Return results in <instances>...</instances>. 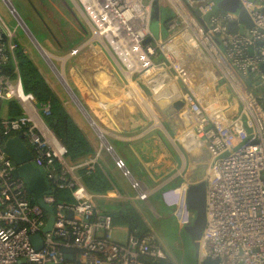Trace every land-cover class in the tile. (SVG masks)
<instances>
[{
  "label": "built area",
  "instance_id": "built-area-1",
  "mask_svg": "<svg viewBox=\"0 0 264 264\" xmlns=\"http://www.w3.org/2000/svg\"><path fill=\"white\" fill-rule=\"evenodd\" d=\"M5 1L14 10L10 0ZM70 1L90 28L86 44L99 43L121 64V71L129 73L130 78L124 73L129 82L139 75L148 85L159 53L165 57L159 62L160 68L168 67L174 50L164 46L173 37L184 31L200 37L220 79L225 81L214 91L224 93L230 105L223 109L215 93L202 95L189 78L174 75L182 85L184 111L191 120L188 128L179 131V137L182 141L194 136L210 153L205 175L207 224L198 261L202 264L211 257L219 258V264H264V0H238L253 22L243 33L232 30L233 25L239 27V23H233L237 14L219 10L204 21L216 5L214 0H160L174 12L167 22L170 34L166 38H156L152 32L155 0ZM149 36L152 39L144 43ZM36 42L42 45L34 39L40 51ZM17 47V28L12 29L0 14V63L10 61L14 66L12 75H0V112L5 100H14L22 110L16 117L0 114V134L10 138L22 132L51 184L72 188L73 197L81 201L65 204L45 194L44 202L53 207L54 224L44 232L47 212L30 199L24 180L14 177L15 165L0 144V264H146L150 259H170L153 229L129 233L124 242L116 241L112 216L98 211L94 193L83 184L80 171L90 174L103 168L101 137H105L106 148L134 191L132 199L148 203L161 185L150 187L134 176L104 133L99 137L101 149L71 162L66 146L40 115L50 113V104H40L35 94L24 88ZM234 102L239 106L235 111ZM102 195L125 197L116 188ZM36 233L43 239L39 250L30 241ZM65 250H70L72 259L66 257Z\"/></svg>",
  "mask_w": 264,
  "mask_h": 264
},
{
  "label": "rangeland",
  "instance_id": "rangeland-1",
  "mask_svg": "<svg viewBox=\"0 0 264 264\" xmlns=\"http://www.w3.org/2000/svg\"><path fill=\"white\" fill-rule=\"evenodd\" d=\"M10 2L14 10L8 2L0 0V14L12 29L17 28V49L21 46L27 52L77 125L87 136L95 137L96 149H101L102 141V139L100 141L99 132L94 127L96 125H91L55 71H64L67 85L72 93L100 127H98V130H104L107 139L116 147L117 151L119 150L120 156L125 160L128 168L139 177L135 176L153 187L156 184L154 185V182L150 180L149 174H157L159 179L157 183L161 186H158L151 195L150 202H138L141 206L139 209L132 203L136 199L128 198L129 193L134 191L129 187L121 169L115 165L117 172L122 175L123 182L115 177L113 182L123 187L124 190H118L125 197L103 198L94 194V200L98 208L112 215L123 204L128 201L131 202L130 205L141 212L148 229H153L156 232L174 264H199L198 253L184 229V225L192 221L189 218L183 219L184 214L188 211L185 203V186L189 164L182 171L183 166L180 167V164L175 163L178 158L187 163V155L181 145L180 135H174L171 132L168 121L159 111L156 103L150 102V98L146 94V92H149V95L155 99H163L165 96L162 91L164 85L175 82L174 75L180 78L185 76L177 67L179 62L177 58L183 57L177 41L186 32L184 31L175 36L176 38L173 37L165 44L166 49L174 50V53H172L174 56L169 61L167 60L168 67L162 70L159 62L165 57L159 53V59H155L158 65L152 70L155 73L149 81L148 91L145 92L147 85L143 81V77L134 75L131 82H129L118 65L120 63L114 60L99 43L95 41L86 44V40L91 36L90 28L70 0H32L34 5L27 0H10ZM224 5L227 7L232 6L233 0H226ZM162 8L165 9L166 6H162ZM225 10L231 12V9L220 8V11ZM17 15L31 35L24 29ZM162 33L163 30L160 31L159 38ZM177 37L180 38L177 39ZM34 39L42 45L41 48L52 56V63L47 61L41 54V50L39 51L34 45ZM37 45L39 46L38 43ZM187 65L191 72L197 73L199 71L197 62L195 64L194 61H191ZM201 69L200 72L205 71L208 74L205 75V72H203V74L200 73L196 76L200 87L198 88L200 90L203 86L210 88L205 94L208 97L216 86L214 79L208 76L209 68ZM201 80H205V83L202 82L201 84ZM224 82L223 79L219 80L222 86ZM134 87L138 89L141 87L142 90L139 89L141 94L138 95ZM177 90L179 96H182V89L178 87ZM223 95L225 98L224 93ZM6 103V100L2 103L0 114L3 116L6 113ZM227 103L230 105V102L227 101ZM238 107L237 103H233L234 110H237ZM43 114V112L40 113L41 116ZM155 116L159 119L161 125H156ZM111 120H115L120 127L126 130L133 131L137 128L133 132L134 136L148 130V133L140 136L137 140H133V142H139L138 146L137 144L134 145L135 153L134 150L128 148L126 143L115 141L116 139L111 137L110 131L117 133V129L113 128ZM118 135L121 136V134ZM102 146L103 152L109 154V156L110 154L113 155L108 148L103 144ZM95 152L94 150L93 154ZM170 164L173 167L166 170L177 173L175 178L164 182L168 176H160L161 173L159 172L161 169L169 167ZM101 202L103 203L102 207L99 206ZM121 225L123 224L113 223V238L116 241L124 242L127 236L125 232L127 228L126 225Z\"/></svg>",
  "mask_w": 264,
  "mask_h": 264
},
{
  "label": "water",
  "instance_id": "water-1",
  "mask_svg": "<svg viewBox=\"0 0 264 264\" xmlns=\"http://www.w3.org/2000/svg\"><path fill=\"white\" fill-rule=\"evenodd\" d=\"M214 1L216 5L209 14L203 17L204 21H208L210 16L219 11L221 7L228 10L232 9V6L227 7L224 5L226 0ZM235 1L237 0H233V3ZM167 12L168 14H166ZM236 14L237 20L233 23H239L240 32L243 33L245 28L249 29L253 26L252 19L245 8L241 7ZM173 16L174 12L170 7L163 9L160 0L154 1L152 12L154 21L151 27L154 37L159 38L160 31L162 30V36L164 37H160L166 38L169 36L170 33L165 26V22ZM151 39L150 36L147 37L144 43L149 42ZM261 67L263 68L264 64H262ZM261 96L264 98V92L261 93ZM77 101L80 104L79 106L83 108L82 110L87 113L88 116H86L90 122L98 126L88 114L82 103L78 99ZM157 107L168 121L171 132L174 135H177L180 130L188 128L191 125V120L184 111L185 105L182 96L176 99H160L157 102ZM0 144L3 145L5 152L15 165L13 170L14 177H20L24 180L27 185L28 193L32 195L36 202L47 212V224L44 228V232L50 231L54 224L53 207L44 202L43 196L52 193V184L47 178L43 166L38 165L35 161L34 154L24 141L23 135H15L5 140L0 134ZM181 145L185 150L189 164L185 203L187 209L193 214L191 223L185 225L184 229L198 253L201 237L207 224L205 175L210 161V153L207 147L202 144L201 140L194 136L186 137L182 140ZM30 241L37 250L43 245V239L40 233L33 234L30 237ZM65 252H67L66 257L68 259L73 258V254L69 253L70 250H65ZM202 264H219V258L207 257L203 260Z\"/></svg>",
  "mask_w": 264,
  "mask_h": 264
},
{
  "label": "trees",
  "instance_id": "trees-1",
  "mask_svg": "<svg viewBox=\"0 0 264 264\" xmlns=\"http://www.w3.org/2000/svg\"><path fill=\"white\" fill-rule=\"evenodd\" d=\"M165 2H162V6H165ZM231 12L224 11V13H231L235 15L240 9L239 1H235L231 7ZM172 18V17H171ZM169 18L165 22L167 27V22L171 19ZM237 25L232 26V30H238ZM16 58L18 61V66L20 70V75L23 81V85L26 91L33 92L40 104H50V113L43 114V119L47 126L55 133V135L61 140V142L67 148V157L71 161L80 160L90 154H93L94 148L89 141L86 133L77 125V123L70 116L62 101L53 92L47 81L44 79L39 69L29 57L27 52L20 46L16 50ZM14 66L12 62L8 61L5 63H0V75L8 74L12 75ZM250 82V81H249ZM251 83V82H250ZM221 96L223 93H219ZM223 109H227L228 105L223 95V101L218 102ZM232 110L233 105H232ZM22 114V110L19 105L14 101H9V115L11 117H16ZM6 140L7 135L1 134ZM15 135H23L22 132H18ZM24 136V135H23ZM25 139V138H24ZM26 144L28 141L25 139ZM82 177V182L86 188L92 193L105 192L112 189V184L106 175L102 172L100 168H96L90 174H87L85 170L80 171ZM72 188L59 187L58 184H52V195L55 197L57 202H62L65 204H72L75 201H81L80 198H74L72 195ZM28 195H30L28 193ZM30 199L36 202L35 198L30 195ZM111 215V214H110ZM112 218L115 223H120L126 225L129 229V233L142 234L151 229H148L145 225L143 217L139 211L133 208L130 203H125L120 209H116L112 213ZM146 264H174L170 259L168 260H147Z\"/></svg>",
  "mask_w": 264,
  "mask_h": 264
},
{
  "label": "crops",
  "instance_id": "crops-1",
  "mask_svg": "<svg viewBox=\"0 0 264 264\" xmlns=\"http://www.w3.org/2000/svg\"><path fill=\"white\" fill-rule=\"evenodd\" d=\"M184 34L185 33H183L180 37H177V39L178 38H180V39H178V41H177V43H178V45H179V47H180V42L181 41H183V36H184ZM178 36V35H177ZM176 38V37H175ZM181 48V47H180ZM181 50H182V48H181ZM182 58H177V60H179V62L177 63V67L179 68V70H181V72L182 73H184L185 74V77H187V78H189V81H190V83H192V84H194L193 85V87H195V86H197V87H199V85H198V81H197V77L196 76H198L200 73H202L203 74V72H205V71H202V72H200V69L201 68H209V77L210 78H212V79H214V84H215V86H216V84H217V80L220 78L219 77V75L216 73V68H215V65L211 62V61H209V62H207V63H204V62H202L195 54H191V55H187L183 50H182ZM191 61H194L195 62V64H196V62H197V66L199 67V71L197 72V73H195V72H193V74H192V72H191V70L189 69V67H188V63H190ZM202 70V69H201ZM154 73L155 72H152V70L150 71V73H149V78L150 77H153L154 76ZM195 74H197V75H195ZM206 74H208V73H206L205 72V75ZM175 81V80H174ZM202 82H203V84L205 83V80H201V84H202ZM146 85H147V83H146ZM181 84H180V82L178 81H175V82H172V83H170L169 85H164V88H163V92H164V94H165V96L163 97V99H176V98H178V97H180L179 96V94H178V90H177V88L178 87H180L181 88V86H180ZM202 87V86H201ZM135 88V90H136V92L138 93V95L139 94H141V92H139V89L141 88H136V87H134ZM200 88V87H199ZM198 88V90L202 93V95L204 94H206L208 91H209V89L210 88H207L206 86H203L202 88H201V90ZM148 89H149V86L147 85V87H146V89H145V92L146 91H148ZM141 90H142V88H141ZM140 90V91H141ZM212 90V89H211ZM212 93H215V95H216V97H217V99H218V102H222L223 101V95L221 96V94H219V93H216L214 90H213V92ZM146 94H148V96H149V98H150V102L152 101V102H154V103H156V105H157V102L160 100V99H155L153 96H151V95H149V92L147 93L146 92ZM206 97V96H205ZM9 101L10 100H8L7 101V103H6V105H5V115L4 116H10L9 115ZM217 101V100H216ZM2 109V108H1ZM218 112H220V110H218ZM7 114V115H6ZM111 122H113V128H116L117 129V133L118 134H121V136H119L117 133H114V132H112V131H110L111 132V137L112 138H114V139H116L115 141H120V142H124V143H126V145L128 146V148L129 149H131V150H134L135 149V144H137V146H138V143L139 142H133V140H137L138 138H140V136H143V135H145L146 133H148V130L147 131H144L143 133H141L140 135H138V136H134L133 135V132H135V130H137V128H135V129H133V131L132 130H126V129H124V128H122V127H120L119 126V124H117L116 123V121L115 120H111ZM155 123H156V125H161V123H160V121H159V119L155 116ZM159 123V124H158ZM178 134H179V132H178ZM180 135V134H179ZM88 137V139H89V141L91 142V144H92V146H93V148H94V150L96 151L97 149H96V146H95V137H89V136H87ZM109 141V140H108ZM109 143L112 145V143L109 141ZM113 146V145H112ZM113 148H114V151L116 152L117 150H116V147H114L113 146ZM119 152V150L116 152L117 154H119L120 155V152ZM134 153H135V150H134ZM91 155V154H90ZM167 157H169V156H167ZM176 164H180L179 166L181 167L182 165H183V160L180 158H178L177 160H176V162H175ZM175 163H173V164H175ZM101 164H102V166H103V168L101 169L102 170V172L106 175V177L109 179V181L111 182V184H112V189H109V190H113L114 188H116L117 190L119 189V190H122L123 189V187L122 186H118V185H116L114 182H113V178L115 177L117 180H119L120 182H123V179H122V175L120 174V173H118L117 172V168L115 167V160H114V157H113V155H111L110 154V156H109V154H106L105 152H103L102 151V156H101ZM171 167H173V165L172 164H170V166L169 167H167V168H165V169H161L160 170V172L159 173H161V175L160 176H168V178L167 179H165L164 180V182H166V181H168V180H171V179H173V178H175V175H176V173L177 172H175V173H172L171 172V170H166V169H169V168H171ZM132 172V171H131ZM171 172V173H170ZM133 173V175L135 176L136 175V173H134V171L132 172ZM158 173V174H159ZM171 174V175H170ZM170 175V176H169ZM137 177H139L138 175H136ZM125 177V176H124ZM126 178V177H125ZM149 178H150V180L152 181V182H154V185L156 184L157 186L159 185L157 182L159 181V179H158V177H157V174H149ZM160 178V177H159ZM127 179V182H128V185H129V187L131 188V186H130V182H129V180H128V178H126ZM139 179H141V178H139ZM164 182H162V183H164ZM155 185V186H156ZM153 186V185H152ZM154 187V186H153ZM109 190H107V191H109ZM124 190V189H123ZM131 190V189H130ZM130 190H129V192H130ZM126 191V190H125ZM128 192V191H127ZM132 192V191H131ZM94 193V192H93ZM105 192H99V193H94L95 195H99V196H101V197H105V196H103L102 194H104ZM134 193V192H133ZM133 193H129V199H132V197L134 196V194ZM123 194V193H122ZM124 195V194H123ZM106 198H111V197H106ZM138 202L139 201H133L132 203L135 205V207H141L140 206V204H138ZM128 203H129V201H128ZM131 203V202H130ZM97 205V204H96ZM102 205H103V203L101 202L100 204H99V206L100 207H102ZM97 209H98V211L100 212V213H106V214H110V213H108V212H105V211H101L99 208H98V205H97ZM140 209V208H139ZM139 211V210H138ZM140 212V211H139ZM141 213V212H140ZM184 216H186L187 218H189L190 220H192L193 219V214H192V212H190V211H186V213L184 214ZM143 217V216H142ZM113 223L115 224V222H114V220H113ZM117 225V224H116ZM121 226H123V225H121ZM126 234L128 235L129 234V229H128V227L126 226ZM127 237V236H126Z\"/></svg>",
  "mask_w": 264,
  "mask_h": 264
},
{
  "label": "bare ground",
  "instance_id": "bare-ground-1",
  "mask_svg": "<svg viewBox=\"0 0 264 264\" xmlns=\"http://www.w3.org/2000/svg\"><path fill=\"white\" fill-rule=\"evenodd\" d=\"M186 33L183 36V41L180 42V47L182 48V50L187 54V55H191V54H195L202 62L207 63L209 61L212 62V59L209 58V55L207 54L206 50L203 48L202 44H201V39L199 36H196L195 34H191L189 31H185ZM39 49L41 50L43 56L48 60L51 61L52 56L43 48H41L40 46H38ZM213 63V62H212ZM214 64V63H213ZM58 70V69H57ZM55 71V70H53ZM55 73L57 74V76L61 79V81L63 82V84L65 85V87L67 88V90L69 91V93L71 94V96L73 97V100H75V102L80 105L76 99V97L74 96V94L72 93L71 89L68 87L66 79H65V75H64V71H55ZM125 75L127 76V78H130V75L128 72H124ZM220 78L217 80V84H216V89L217 88H221L222 85L219 83ZM217 93V92H216ZM221 93V92H220ZM81 110L83 109L82 107H79ZM82 112L84 113V115L86 116L87 113L84 112V110H82ZM218 114V113H217ZM88 116V115H87ZM86 116V118H87ZM88 119V118H87ZM88 121L90 122V120L88 119ZM91 123V122H90ZM159 124V123H158ZM92 125V123H91ZM95 129L99 132L100 136L101 133H104V130H98L99 126H94ZM100 128V127H99ZM102 139V144L105 147H108V143L105 140V137H101Z\"/></svg>",
  "mask_w": 264,
  "mask_h": 264
},
{
  "label": "flooded vegetation",
  "instance_id": "flooded-vegetation-1",
  "mask_svg": "<svg viewBox=\"0 0 264 264\" xmlns=\"http://www.w3.org/2000/svg\"><path fill=\"white\" fill-rule=\"evenodd\" d=\"M27 1L30 2L32 5H34L33 2H32V0H27Z\"/></svg>",
  "mask_w": 264,
  "mask_h": 264
}]
</instances>
